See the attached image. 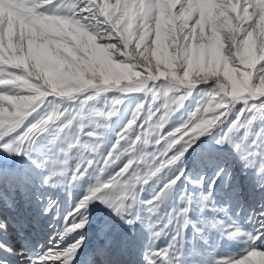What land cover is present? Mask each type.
Segmentation results:
<instances>
[{
  "label": "snow or ice",
  "instance_id": "obj_1",
  "mask_svg": "<svg viewBox=\"0 0 264 264\" xmlns=\"http://www.w3.org/2000/svg\"><path fill=\"white\" fill-rule=\"evenodd\" d=\"M0 264H264V0H0Z\"/></svg>",
  "mask_w": 264,
  "mask_h": 264
},
{
  "label": "rangeland",
  "instance_id": "obj_2",
  "mask_svg": "<svg viewBox=\"0 0 264 264\" xmlns=\"http://www.w3.org/2000/svg\"><path fill=\"white\" fill-rule=\"evenodd\" d=\"M131 106H134V101H125V106H122V112H121V116H126V112L123 110L124 107H127L130 109ZM193 107V102L192 101H188L186 102V106L185 109H182V111H189L191 110V108ZM116 119V118H114ZM205 143H207V141H205Z\"/></svg>",
  "mask_w": 264,
  "mask_h": 264
},
{
  "label": "bare ground",
  "instance_id": "obj_3",
  "mask_svg": "<svg viewBox=\"0 0 264 264\" xmlns=\"http://www.w3.org/2000/svg\"><path fill=\"white\" fill-rule=\"evenodd\" d=\"M199 151V150H198ZM74 192L76 191V190H73Z\"/></svg>",
  "mask_w": 264,
  "mask_h": 264
}]
</instances>
